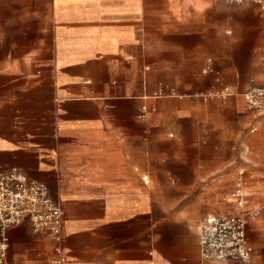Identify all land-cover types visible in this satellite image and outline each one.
<instances>
[{
    "label": "crops",
    "instance_id": "1",
    "mask_svg": "<svg viewBox=\"0 0 264 264\" xmlns=\"http://www.w3.org/2000/svg\"><path fill=\"white\" fill-rule=\"evenodd\" d=\"M31 2L0 0V173L48 185L65 216L60 244L9 229L7 264H54L58 247L65 264H236L203 261L200 228L254 210L264 264V111L244 99L261 9L238 5L237 23L223 0Z\"/></svg>",
    "mask_w": 264,
    "mask_h": 264
},
{
    "label": "built area",
    "instance_id": "2",
    "mask_svg": "<svg viewBox=\"0 0 264 264\" xmlns=\"http://www.w3.org/2000/svg\"><path fill=\"white\" fill-rule=\"evenodd\" d=\"M230 5L252 4L258 6L264 14V0H224ZM208 73L214 69L209 67ZM219 82V77L216 79ZM174 95V93H172ZM234 95L233 91L224 87L214 89L203 95L204 99H226ZM166 96L164 91L155 97ZM245 104L250 111H264V58L259 80L252 79L249 89L244 93ZM147 110L143 108L142 118ZM245 172L240 171L233 198L239 207L246 203L248 193L244 190ZM260 210L242 212L226 216H208L200 228V249L203 261L214 263L233 262L236 264H254L253 249L247 238L250 220L260 216ZM64 210L51 195L48 185L29 178L18 169L0 173V264H7L9 229L29 223L35 234L48 232L55 241H62ZM54 264H65L66 258L60 247Z\"/></svg>",
    "mask_w": 264,
    "mask_h": 264
},
{
    "label": "rangeland",
    "instance_id": "3",
    "mask_svg": "<svg viewBox=\"0 0 264 264\" xmlns=\"http://www.w3.org/2000/svg\"><path fill=\"white\" fill-rule=\"evenodd\" d=\"M18 1V5H20L21 0H16ZM224 5H225V12H226V21H237L238 23V9L243 8L238 5H230L226 3L224 0ZM35 0H32L30 7L34 8L35 7Z\"/></svg>",
    "mask_w": 264,
    "mask_h": 264
}]
</instances>
